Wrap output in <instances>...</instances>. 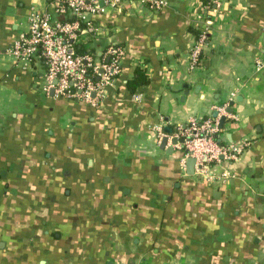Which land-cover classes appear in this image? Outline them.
I'll return each instance as SVG.
<instances>
[{
	"label": "crops",
	"instance_id": "obj_1",
	"mask_svg": "<svg viewBox=\"0 0 264 264\" xmlns=\"http://www.w3.org/2000/svg\"><path fill=\"white\" fill-rule=\"evenodd\" d=\"M156 1L92 18L102 33L81 52L125 49L92 106L46 93L42 62L8 52L31 13L56 17L52 0H0V264H264V0ZM215 107L223 142L249 145L211 183L183 175L171 135Z\"/></svg>",
	"mask_w": 264,
	"mask_h": 264
},
{
	"label": "built area",
	"instance_id": "obj_2",
	"mask_svg": "<svg viewBox=\"0 0 264 264\" xmlns=\"http://www.w3.org/2000/svg\"><path fill=\"white\" fill-rule=\"evenodd\" d=\"M127 0H52L56 17L48 12H33L28 19V29L21 33L9 49L16 64H30L41 61L46 69L44 91H54L56 97L78 99L96 106L114 86L121 72L124 47L108 46L101 57L91 51L81 52L78 47L85 36H99L102 29L92 21L94 16L118 9ZM150 8H161L164 1L140 0ZM220 0H209L205 7L210 9ZM210 11V10H209ZM208 31L197 37L190 54V68L200 64L201 55L207 42ZM264 69V59L256 60V70ZM143 94L133 95L135 102H141ZM216 117L191 119L187 124L176 127L171 139L174 147L183 152L180 168L186 176V163L194 159L193 175L206 182H216L228 176L219 173L223 164H232L240 159L247 140L225 144L221 137L220 118L225 107H215ZM158 139L165 137L162 126L153 128Z\"/></svg>",
	"mask_w": 264,
	"mask_h": 264
},
{
	"label": "trees",
	"instance_id": "obj_3",
	"mask_svg": "<svg viewBox=\"0 0 264 264\" xmlns=\"http://www.w3.org/2000/svg\"><path fill=\"white\" fill-rule=\"evenodd\" d=\"M209 0H203L204 4H206ZM90 36H85L83 41L79 44V46H85L90 41ZM78 49H81L78 47ZM148 79L146 72L143 69H139L136 72L135 79L129 83V87L132 93L136 92L140 87L145 86L148 84Z\"/></svg>",
	"mask_w": 264,
	"mask_h": 264
},
{
	"label": "water",
	"instance_id": "obj_4",
	"mask_svg": "<svg viewBox=\"0 0 264 264\" xmlns=\"http://www.w3.org/2000/svg\"><path fill=\"white\" fill-rule=\"evenodd\" d=\"M51 95H54V91L52 90L51 91ZM217 116V114H215V117ZM223 124H224V121L221 119V122H220V127L222 128L223 127ZM168 142V139L167 138H163L162 140V145L165 146ZM177 140L176 139H173L172 141V144H176ZM194 164H195V160L194 159H188L187 160V166H188V171L190 174H192V170H193V167H194Z\"/></svg>",
	"mask_w": 264,
	"mask_h": 264
}]
</instances>
